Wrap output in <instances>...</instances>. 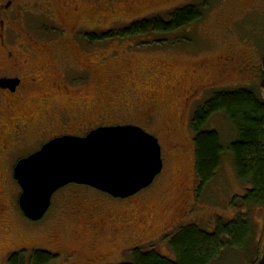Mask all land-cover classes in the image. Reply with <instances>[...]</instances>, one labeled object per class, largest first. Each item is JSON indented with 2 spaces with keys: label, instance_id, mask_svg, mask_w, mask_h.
Wrapping results in <instances>:
<instances>
[{
  "label": "rangeland",
  "instance_id": "1",
  "mask_svg": "<svg viewBox=\"0 0 264 264\" xmlns=\"http://www.w3.org/2000/svg\"><path fill=\"white\" fill-rule=\"evenodd\" d=\"M12 1L10 20L14 27L8 26L5 42L30 44L28 48L37 51L35 61L31 56L29 64L47 65L36 74L42 93L33 94L35 125L41 123L45 95L50 96L48 101L59 105L68 103L67 96L49 92L48 82L58 84L64 80V68L58 67L59 63L66 64L68 60L69 64L77 63L82 68L90 66L92 82L85 73L86 81L82 85L84 80H79L78 72L71 68L65 77L66 86L82 85L78 88L83 90L77 101L87 102L84 108L95 112L84 132H88L91 123L142 127L158 140L163 169L147 190L118 204L91 188L69 185L54 195L44 218L34 223L24 219L16 209L20 189L12 179L15 162L13 158H3L0 160V264H7L11 254L24 253L28 257L36 250L52 254L56 260L50 264H91L98 259H104L100 264H122L130 260L135 249L154 250L171 258L168 241L181 228L194 225L210 231L217 218L234 219L238 211L230 202L242 195L245 187L235 176L229 154L224 153L216 177L199 191L190 128L192 106L183 108L180 98L189 88L199 85L212 87V91L252 88L264 97L259 86L262 78L258 76L264 54V0H207L209 4L202 20L180 32L95 39L94 43L86 42L85 36L97 38L101 33L118 30L137 20L165 17L175 9L199 5L204 0ZM3 4L5 0H0V6ZM185 40L188 42H181ZM21 49L17 52L22 59H28V52ZM3 58L0 52V61ZM196 70L199 71L193 74ZM208 95H203L206 97L203 101ZM95 98L99 105H88ZM115 101L124 107L121 113L107 108ZM153 105L154 122L128 115L148 112ZM49 112H53L52 106L45 115ZM57 113L59 122H44L47 126L43 129L50 134L70 127V123L63 121L60 110ZM224 118L222 114L213 116L207 128L217 131L225 145L234 137V130ZM3 145L9 146L6 141ZM115 212L118 214L113 218ZM250 218L255 239L261 246L264 210H251ZM227 263L248 264V259L239 256Z\"/></svg>",
  "mask_w": 264,
  "mask_h": 264
},
{
  "label": "trees",
  "instance_id": "2",
  "mask_svg": "<svg viewBox=\"0 0 264 264\" xmlns=\"http://www.w3.org/2000/svg\"><path fill=\"white\" fill-rule=\"evenodd\" d=\"M208 4L204 0L199 5L175 9L165 17L137 20L118 30L101 33L97 38L85 36V40L94 43L95 39L170 35L200 22ZM208 96L190 123L198 189L203 190L214 180L224 153H228L235 176L245 187L243 194L230 202L237 215L230 220L217 218L210 231L194 225L181 228L168 241L171 258L154 250L135 249L130 260L122 264H228V260L239 256L248 259V264L258 262L261 246L255 239L250 212L257 208L264 210V97L252 88L211 91ZM217 114H222L234 130V137L225 145L217 131L207 128L209 120ZM55 260L49 252L36 250L28 257L14 253L8 257L7 264H50Z\"/></svg>",
  "mask_w": 264,
  "mask_h": 264
},
{
  "label": "water",
  "instance_id": "3",
  "mask_svg": "<svg viewBox=\"0 0 264 264\" xmlns=\"http://www.w3.org/2000/svg\"><path fill=\"white\" fill-rule=\"evenodd\" d=\"M264 91V54L261 59ZM8 81H0V85ZM158 141L134 126L101 127L85 137L53 139L14 167L20 188L19 209L41 221L53 195L68 185L85 186L114 199H127L148 188L162 171ZM257 264H264V241Z\"/></svg>",
  "mask_w": 264,
  "mask_h": 264
},
{
  "label": "flooded vegetation",
  "instance_id": "4",
  "mask_svg": "<svg viewBox=\"0 0 264 264\" xmlns=\"http://www.w3.org/2000/svg\"><path fill=\"white\" fill-rule=\"evenodd\" d=\"M12 3H13L12 0H5V4L0 6V52L1 55L4 57L0 61V81H8L0 85V160L6 157L13 158V162H15V164L11 168L12 179H13V170L15 165L20 160L25 159L30 155L34 154L35 152L39 151L40 148L49 141L64 136L82 138L95 129L101 127H109V126H105V125L101 126L98 123H91L89 124L91 125V127L88 129V132L86 133L84 132V130L88 126L86 124L92 121L95 112L91 108H84L87 102L81 104L77 101L79 100L81 91L83 90V89L80 90L78 88H80V86L85 84L84 83L86 81L85 73L89 74V78L91 79L92 82L93 71L91 70L90 66H87L86 68H82L80 67V64L77 63L69 64L68 60L64 62L66 64L59 63L61 66L58 65V67L64 68V76H63L64 80H62V82L60 81V83L58 84L57 82H52V81L48 82V87L51 90L49 92H52L53 94H63L65 97L67 96L69 98L68 103L66 104V106L59 105L58 103H55L53 100L48 101L47 99L50 96L45 95V97L43 98H46V100H44L41 106L42 109L41 113L44 112L43 116L41 117V123L35 125L36 121L32 113L33 98H34L33 94H35V92L42 93V88H40L39 86V82L37 80L36 74L43 71L47 67V65L45 63L29 64V59L31 56H32V60L35 61L34 58H36V55H34V52L37 51L36 48L34 50L28 48L30 44L28 43L19 44L17 42H13L9 44L5 42L7 29L9 28L8 26L13 25L14 27V22L10 20L11 12H12L11 11ZM19 48H22L21 49L22 52L23 51L25 53L28 52V54H26L29 57L28 59H22L21 54L17 52V49ZM70 68L78 72V76L80 77L79 80L80 79L84 80L83 82H81L83 83L82 85L79 84L74 86H68V85L66 86L65 77L68 72V69ZM197 71L199 70L194 71L193 74H196ZM258 72H259L258 76L261 77L262 70L259 69ZM212 90H213L212 87L199 85L196 87L189 88L184 93V96L180 98V105L183 108L192 106L191 119L196 109L204 102L203 100L206 97H204L203 95L210 93ZM98 103H99L98 98L97 99L95 98L94 103L92 102L91 104L90 102H88V105L90 106L92 105V107H96L97 105H99ZM50 106H52L53 112H49L45 115V112H47ZM153 106L150 109V111L148 110V112L144 111L138 114L136 113L135 115H130V114L128 115L132 118H136V119L138 118L137 120L140 121L143 120V122H148V121L154 122L155 114L153 115L152 109L155 108V106L154 107ZM109 107L111 108L110 111H114L113 113L116 114L121 113L119 111L124 109L122 105L121 106L117 105V101H115L111 105H107V108ZM68 108H72L73 111L68 110ZM58 110H60V114H63L64 116V120L63 119L62 120L67 122L68 124L70 123L69 124L70 127L66 130L59 129L58 132L50 134V132L43 129L47 126L44 122L46 121H49L50 123L59 122L56 119V114H58L57 113ZM85 111H91V112L86 114ZM140 111H142V109H140ZM96 118L97 115L94 117V119ZM124 125H132L135 127H139L133 124H122L121 126ZM140 128L143 129L142 127ZM16 135L17 137H14ZM13 138L16 140L14 141ZM5 141L9 144L8 147L3 145ZM33 144H37L38 146L34 147ZM142 192L124 200L113 199L111 197L110 198L113 199L114 201L113 204H118L121 202H126L128 200L134 199ZM19 195L16 200V209L20 211L19 203H18ZM117 214L118 212H115V214H113V218ZM84 215H86V213H84ZM112 232L115 231L113 230ZM103 260L104 259H98L92 262L91 264H100L103 263Z\"/></svg>",
  "mask_w": 264,
  "mask_h": 264
}]
</instances>
